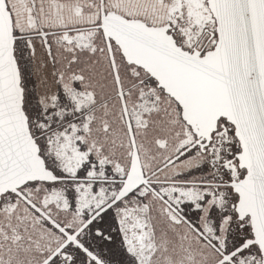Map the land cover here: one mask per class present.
<instances>
[{"label":"snow or ice","instance_id":"snow-or-ice-1","mask_svg":"<svg viewBox=\"0 0 264 264\" xmlns=\"http://www.w3.org/2000/svg\"><path fill=\"white\" fill-rule=\"evenodd\" d=\"M0 264H264V0H0Z\"/></svg>","mask_w":264,"mask_h":264},{"label":"flooded vegetation","instance_id":"flooded-vegetation-1","mask_svg":"<svg viewBox=\"0 0 264 264\" xmlns=\"http://www.w3.org/2000/svg\"><path fill=\"white\" fill-rule=\"evenodd\" d=\"M34 85H35V80H33V81L30 83V87H31V86H34ZM115 258H116V259H119V256H116Z\"/></svg>","mask_w":264,"mask_h":264}]
</instances>
